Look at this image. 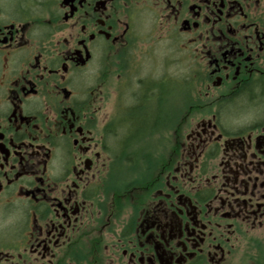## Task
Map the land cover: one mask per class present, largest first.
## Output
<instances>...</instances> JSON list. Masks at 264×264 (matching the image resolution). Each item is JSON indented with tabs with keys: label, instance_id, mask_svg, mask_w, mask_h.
<instances>
[{
	"label": "flooded vegetation",
	"instance_id": "1",
	"mask_svg": "<svg viewBox=\"0 0 264 264\" xmlns=\"http://www.w3.org/2000/svg\"><path fill=\"white\" fill-rule=\"evenodd\" d=\"M0 264H264V0H0Z\"/></svg>",
	"mask_w": 264,
	"mask_h": 264
},
{
	"label": "rangeland",
	"instance_id": "2",
	"mask_svg": "<svg viewBox=\"0 0 264 264\" xmlns=\"http://www.w3.org/2000/svg\"><path fill=\"white\" fill-rule=\"evenodd\" d=\"M172 78H169V80ZM182 93V89L179 88H170L168 89V100L174 102V100L176 99V97H178L179 93Z\"/></svg>",
	"mask_w": 264,
	"mask_h": 264
},
{
	"label": "trees",
	"instance_id": "3",
	"mask_svg": "<svg viewBox=\"0 0 264 264\" xmlns=\"http://www.w3.org/2000/svg\"><path fill=\"white\" fill-rule=\"evenodd\" d=\"M140 115H142V114H140Z\"/></svg>",
	"mask_w": 264,
	"mask_h": 264
}]
</instances>
